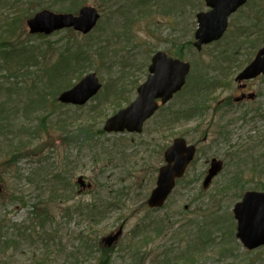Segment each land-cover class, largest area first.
<instances>
[{"label":"rangeland","instance_id":"obj_1","mask_svg":"<svg viewBox=\"0 0 264 264\" xmlns=\"http://www.w3.org/2000/svg\"><path fill=\"white\" fill-rule=\"evenodd\" d=\"M64 4L73 10H61ZM83 5L97 7L102 16L98 27L88 35L69 29L57 30L46 36L32 35L27 29L28 18L44 6L55 13L78 14ZM256 5L260 17H264V0H249L243 9L231 16L225 38L198 51L186 42L195 40L196 15L208 9L205 0H0V47L8 53L7 47L19 42L10 43V39L3 36L2 27L10 14L9 17L18 25L25 27L19 36L26 44L18 45L13 53L7 55V60L0 57V124L5 123L1 138L5 143L7 136L21 135L24 138L20 130L26 124L38 130L29 141L32 144L30 149L25 151L19 162L9 167L8 172L5 169L7 165L0 166V219L4 220L5 240L10 237L17 243L9 264H99L102 257L97 249L92 254H79V262L70 259L68 254L79 242L76 235L83 233L80 230L88 232V228L93 229L98 245L120 227L124 229L123 234L108 248L103 264H264V247L247 250L237 238L233 212L245 192L264 188V117L250 116L248 120H237L242 111L250 107L248 105L236 106L231 113L225 117L216 116L215 120L214 116H209L210 109L216 104L213 98L222 102L229 95H237L235 77L240 72V68H235L231 76H224L220 68L227 65L217 62L218 57L213 52L221 50L227 42L237 40L243 28L253 20L251 17L255 10L251 9ZM245 48L232 58L238 60L242 57L239 58L242 61L245 57L255 56L256 50ZM159 50L170 54L177 52L192 64L187 85L145 124L143 133H107L101 138L91 133L95 145L102 140V146L110 147L112 152L110 160L103 161L105 167L101 168L102 157L86 146L91 142H82L85 136L77 135L76 128L84 121L90 123V117L99 112L103 115L95 122V129L103 127L105 120L115 113L113 105L118 103L116 99L122 98V87L130 89L133 82H144L151 58ZM7 53H2V56ZM62 53L71 57L75 55V62L80 64L70 65L69 71L67 64L63 63L66 69L62 70L64 74L61 73L59 78L64 80L53 82L52 72L64 58ZM83 55L85 60L77 58ZM229 66L237 67L239 64ZM91 72H95L102 83V89L95 97L83 108L59 102L61 92L68 89L67 84L71 87ZM217 77L225 82V87L212 85ZM63 85L65 88L58 90ZM56 90L59 94L54 99L58 102L55 104L52 97ZM136 96V91H133L131 100ZM39 97L44 98L45 106L36 103ZM203 97L208 102L204 107H209L202 113L203 109L196 106V100ZM259 103L264 104V95ZM121 105L126 106L125 101ZM189 107H196L193 118L180 119L178 114ZM94 109H97L96 113L89 116L88 111ZM229 124L226 137L231 140L222 143L217 130ZM120 136L132 141L129 145L126 140L123 151L109 145ZM178 136L192 143L200 142V151L205 150L209 155L198 154L195 167L180 179L166 205L152 210L147 200L156 187L157 170L164 163L165 151L163 149L160 154L156 148L158 144L167 147ZM119 152L125 153L127 158L123 159ZM33 153L39 157H31ZM213 155L225 162V168L204 189L206 159ZM40 158L44 169L61 167L70 177V183L64 189L59 188L61 191L56 196L74 190V199L60 204V208L56 205L54 210L57 208L61 212L72 203L96 201L106 212L96 219L75 215L67 224L61 221L62 231L54 243L58 247L62 239L63 249L54 253L52 248L49 258L40 257L34 262L35 246L18 238L21 231L14 226L34 229L40 234L44 231L33 222L31 206L28 205L35 201L37 187L25 182V176L35 168ZM3 174L6 180H1ZM81 178L86 183L82 189L79 187ZM15 191L25 196L27 205L23 206L11 198ZM115 198H118L119 205L108 206ZM156 226H170L172 230L165 229L157 235ZM46 227L49 229L50 224ZM178 229L184 233L183 236ZM202 229L211 232V245L204 247L202 242L197 247L193 236Z\"/></svg>","mask_w":264,"mask_h":264},{"label":"water","instance_id":"obj_2","mask_svg":"<svg viewBox=\"0 0 264 264\" xmlns=\"http://www.w3.org/2000/svg\"><path fill=\"white\" fill-rule=\"evenodd\" d=\"M246 2L247 0H206L210 10L197 15L199 26L195 34L197 40L195 46L201 49L203 44L219 40L227 29L229 16ZM99 19L98 9L86 5L80 9L78 15L43 10L29 19L27 24L32 34H51L63 28H74L86 34L97 25ZM190 68L189 62L169 57L164 51L155 53L149 67L150 74L147 80L139 86L137 98L107 119L104 126L105 131L109 133L125 130L142 132L144 122L159 108L158 100L165 104L181 90ZM261 72H264V47L237 79H249ZM101 87L102 83L99 82L96 74L91 73L74 87L63 92L59 100L66 104L84 105L99 92ZM249 97L253 98V94ZM194 154L195 147L188 146L184 138L174 140L165 152V160L168 164L161 167L157 186L148 199L150 207L160 208L164 205L175 187L176 179L184 175ZM222 168V162L213 161L204 187L211 183ZM80 185L81 187L86 185L83 178L80 179ZM234 213L238 221L237 236L244 245L249 249L264 245V192H246L243 200L235 205ZM122 233L123 228L121 227L116 233L104 239L105 244L112 246Z\"/></svg>","mask_w":264,"mask_h":264},{"label":"trees","instance_id":"obj_3","mask_svg":"<svg viewBox=\"0 0 264 264\" xmlns=\"http://www.w3.org/2000/svg\"><path fill=\"white\" fill-rule=\"evenodd\" d=\"M107 1L110 2L111 0H107ZM45 8H46V6L43 7V9H45ZM60 8H61V10L64 9L67 11L73 10V8H71L67 4H64V6H61ZM248 25L249 26H246V28H243V30H246V31L244 33L242 32L238 36L237 40L229 41L226 44H224L225 45L224 47L222 46L221 50L216 49V51L213 52V54L216 57H218V60H219L218 62L224 63L226 61H229L230 60L229 57H231V55L232 56L238 55L239 51L246 50L245 47L257 48L258 47L257 44L264 40V29L258 30L259 27L261 26L258 19L252 21ZM2 28H3L2 30L5 32V34L3 36H5L6 38H9L10 43L13 41H16V42L19 41L18 43L11 44L9 47H7L8 53L5 49L0 47V57L7 60V55L9 53H13L18 45H21V46L26 45L25 41L21 40L22 39L21 35L19 36V34L21 32L25 31V27L24 26L21 27L20 25H18L17 21L15 19H13V21L7 22L6 25H4ZM220 42H217L216 44H218ZM231 42L233 44H231ZM2 53H7V54L3 57ZM174 54L177 55L178 57L180 56V54L177 52H174ZM62 55L64 56V58L60 60L59 65H57L58 67H55L56 69L52 72L53 73V76H52L53 82H54V80H56L58 83H60L62 80H64V79L59 78L60 74L63 73L62 70L66 69L64 66H62L63 63H66L68 68H70L69 66L72 64L73 65L80 64V62H75V59H76L75 55H72V57L70 55H66L65 53H62ZM180 57L182 58V56H180ZM77 58L79 60H82V59L85 60L84 55L81 57L77 56ZM234 62L239 63V61H234ZM12 74L15 77H17V74H15V73H12ZM139 81L140 80L133 82L132 83L133 86L130 89L127 86H126V88L122 87L121 93H120L122 95V98L116 99V101H118V103H115L113 105V107H115L114 112H117L120 108L123 107V105H121V103L123 101H125L126 104H128L131 101L130 95H131V93H133V91H135L137 89L138 85L140 84ZM66 86H68L67 88H69L70 85L67 84ZM62 88H65V86L64 85L61 86L58 90H60ZM58 94L59 93L57 90L53 93L52 100L55 104L58 103L56 100H54V99H57ZM36 103L39 106H45V100L42 97H39V99L36 101ZM206 103H207L206 97H203L201 99L196 100V106L200 107V108H204ZM78 108H83V107H78ZM96 110L97 109H94V111H92V112L88 111L89 116H91V113L92 114L96 113ZM194 111H197L196 107H194V108L189 107L188 109H185L182 112H180L178 114V117L182 118L183 116H186V117L194 116ZM253 112H254V114H260L263 116V111H262V108H260V107L255 109ZM99 113L94 114V116L90 117V120L92 122L90 121V123H89L88 121L87 122L84 121L83 123H81L80 127L78 126L76 128V131H77V135L82 134L83 136H85L84 139L82 140V142H84V143L91 142V144H87L86 146H89L90 150L93 151V153H98V155L102 157L101 168H104L105 164L103 161H109L110 158L112 157V152L110 151L111 150L110 147L107 149V147L102 146V142H103L102 140L100 141V143H97V145H95L93 143L92 134L97 135L99 138H101L105 134H107L104 131L102 126H99L95 129V126H96L95 122L100 118L101 115H103V114H101V113L99 114ZM251 113L252 112H249V111L245 112L244 117L246 118ZM3 125H4L3 122H1V124H0V127H1V131H0V166L7 165L5 169L8 172V170L11 169L9 167H12L13 164L19 162L21 160V158L25 155V151L30 149V145H32V144L29 141L32 139V136L38 132V130H33L31 127H29L26 124L25 126H22V128L20 130L21 133H23L25 135L24 138L21 135H16L15 137L14 136H7V138H6L7 143H5L2 141V138H1L4 131H5V128ZM8 125L11 126V124H8ZM68 130H70V128H68ZM114 135H118V134H114ZM65 140H67V139H65ZM126 140L128 141V144L131 145L130 144V142H132L131 139L125 138L123 136H120V138L119 137L115 138L111 144L109 142L108 143L112 147V149L120 147V151H123V148H124L123 145H124V143H126ZM263 142H264V137H262V143ZM165 148H166V146H159V144H158L156 151L158 153L162 154L163 149H165ZM143 151H145V149ZM35 154H37V153H33L30 156L35 157V159H36L39 156L35 155ZM119 155L123 159L127 158L126 154L123 152H119ZM96 157H97V154H96ZM37 160L38 161L36 162L35 168H32L31 171L28 172L27 175L25 176V179H26L25 182L26 183L31 184V186L36 185V187H37V189L35 191V197H34L35 201L29 202V204H28V200L19 191L13 192V194L11 196V198L13 200L19 201V203H21L23 206H25L27 204L31 206V210H32L31 214L33 215L32 216L33 222H36V224H39L40 230L41 229H42V231L44 230L42 232V234H40V232H37L34 229L27 230L28 228H26V227L24 229H21V228L17 227L18 226L17 224H15V226H14L16 229L21 231V236H18V238L23 239V240H27L32 245L35 246L34 262L39 261L40 257L49 258L51 256L50 254L52 253V251H51L52 248L55 249L54 253H59L61 251V249H63L62 239H60V244L58 247L54 243L56 236L62 231V228L60 225L61 221H65V223L67 224L69 221H71V219L75 215H79V217H82V218L84 216H86V218H88L89 220L91 218L96 219V217H103L104 213L106 212L103 205L101 206L99 203L97 204L96 201H90L86 204H83L82 202L72 203L70 205H67V207H64L61 212H59L57 210V208H56L57 211L54 210L56 205H57V207L60 208V204L68 202L71 199H74V194H73L74 190H69L65 194H58V196L55 195L56 193H59L61 191L59 188L64 189L67 187V183L68 184L70 183L69 182L70 177L67 175V172L63 168L57 167V168L52 169V170H49L48 168L44 169L43 160L41 158L37 159ZM21 178L22 177H19V179H21ZM1 180H6L4 174L1 177ZM6 185L8 186V182H6ZM53 197H57L58 200L56 201ZM119 203L120 202H119L118 198H115L114 201L111 202L108 206L114 205L116 207L119 205ZM51 207L53 208L52 210H51ZM87 214L89 216H87ZM93 221L98 223L100 220H93ZM48 223L50 224V227H49V229H45V228H47L46 226ZM163 228H157V226L155 227L157 235H160L165 229L166 230L167 229L172 230V228L170 226L163 227ZM80 231L83 233L79 232L76 235V238L79 240L78 244L75 245L72 248V251H70V253L68 254L70 256V259L73 258V259H75L76 262H79L80 261L79 254H81V253H85V254L91 253L92 254L97 249V251L99 250L101 252L100 257H102L99 264H103V258L108 254L107 250H109V249L105 248L101 242L98 243V245H97L98 240L93 235V233H94L93 229L91 230L90 228H88V232L86 230H80ZM84 232L87 233L86 236L84 235ZM26 233L28 234V236ZM179 233H182V236L184 235V233L181 232L180 230H179ZM197 233L198 234L193 236V241L196 239L197 247L202 242L204 244L203 245L204 247L206 245H211V232L209 230L207 231L206 229L205 230L202 229V230H199ZM226 233L229 234L228 232H226ZM9 234H7V235H9ZM37 235L40 236L39 240H35L36 237H39ZM5 238L6 237H5V229H4V220L1 218L0 219V264H9L8 262L14 257L13 247L15 248L17 245V243L13 242V240L10 237H7L6 240H5ZM50 240H52V242H50ZM40 250H43V252L41 254H39Z\"/></svg>","mask_w":264,"mask_h":264},{"label":"flooded vegetation","instance_id":"obj_4","mask_svg":"<svg viewBox=\"0 0 264 264\" xmlns=\"http://www.w3.org/2000/svg\"><path fill=\"white\" fill-rule=\"evenodd\" d=\"M222 86L224 87V85H222ZM262 87L264 89V75L258 76V77H256L253 80H248V81H244V82L238 83V92H237V95H229V96L225 97L222 102H219V103L216 102V104H218L220 107H217L216 104H215L214 108L210 109L209 116L210 117H213L214 116L215 117L214 120L216 119V116H224L225 117L227 114H229V113H231L233 111V108L234 107H236V106L238 107V106H241V105L252 106L254 104H256V105L258 104L261 107H263L264 104L263 103H259V99L262 98V96L264 95V90L263 89L261 90ZM250 92L254 93L253 98H250L249 97V94L248 93H250ZM243 95H244V97H241ZM221 105H223V106H221ZM217 113H221V114L220 115H217ZM230 122L232 123L233 121H230ZM230 124L229 125H226V126L222 125L221 128L220 129L218 128V130H217L219 132H222V134H221L222 136H220V138H219V140L222 139L223 141H225V142L222 141V143H226V142L230 141V140H228V137H226L229 134L228 133V130H229ZM175 138H177V137H175ZM204 139H205V141L208 139V133L206 134V136L204 137ZM189 144H193V145L196 146V155H195V158L193 159V161L190 163L187 171L189 169L195 167V164L197 162V156H198V154H202L203 156H208L209 155V154L207 155L205 153V150L204 151H200V149H199L200 142H197V141L196 142H193V143L192 142H189ZM215 159L221 160L223 162V165H224V168H225V162L222 159H220L218 156H215V155L209 156L208 159H206V166L205 167H207V168L204 171V173H205L206 176L208 174V171H209L210 166L212 165V163H213V161ZM199 161L201 162V159H199ZM179 182H180V180H179ZM212 183H213V181H212ZM249 190H251V189H249ZM252 190H256V189H252Z\"/></svg>","mask_w":264,"mask_h":264},{"label":"bare ground","instance_id":"obj_5","mask_svg":"<svg viewBox=\"0 0 264 264\" xmlns=\"http://www.w3.org/2000/svg\"><path fill=\"white\" fill-rule=\"evenodd\" d=\"M39 12V11H38ZM37 11H36V13H33V15L32 16H34L35 14H37L38 13ZM2 14L0 13V16H1ZM11 15V14H10ZM10 15H8L7 17V21L6 22H11V21H13V18H11V17H9ZM130 20H131V22H133V20L130 18ZM159 51H164V50H159ZM67 70H69L70 71V68H67ZM3 124H5L4 122H3Z\"/></svg>","mask_w":264,"mask_h":264}]
</instances>
